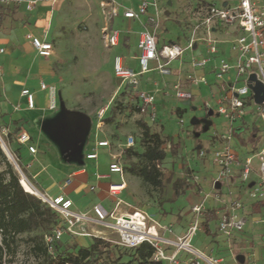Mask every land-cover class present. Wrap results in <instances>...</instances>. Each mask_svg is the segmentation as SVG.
Returning a JSON list of instances; mask_svg holds the SVG:
<instances>
[{
	"label": "rangeland",
	"instance_id": "1",
	"mask_svg": "<svg viewBox=\"0 0 264 264\" xmlns=\"http://www.w3.org/2000/svg\"><path fill=\"white\" fill-rule=\"evenodd\" d=\"M156 1L160 14L159 20L154 22L143 17L141 22H134L129 35L130 47L125 44L110 48L105 40V30L110 23H108L107 9H103L100 5L101 0H62L57 6L47 39L53 44V54L48 58H43L29 48L18 56L22 63L26 62L33 70L34 89L40 80L45 81V77H50L52 80L50 83L57 88L58 108L54 111H47L43 108L35 110L49 118V133L47 136L40 137L37 125L31 124L33 121L29 118L30 116L24 117L30 124L31 145L36 149L35 154L29 153L27 146L18 143L17 138L20 132L15 127L16 122L14 123L11 118L0 123V136L5 142L4 138L9 135L11 145L8 148L11 153L16 151L19 156V167L22 172L25 171L23 174L27 181L42 193L48 192L46 193L48 195L54 193L47 191L49 190L47 186L51 183L50 188L61 187L66 174L72 170L90 169L93 168V164L100 166L101 171L107 170L109 161L107 148L97 150L99 157L96 161H88L84 156L93 150L97 139L108 140L111 153L117 155V161L123 167L122 177L126 179L130 176L132 182L119 197L129 204L122 203L118 208V214H132L135 210L143 211L161 225L170 226L172 230H176L179 226L183 230L197 220L198 232L192 243L193 247L200 249L211 260H213L212 257L231 249L237 257L235 264H247V260L249 264L251 258L255 259L251 256L257 253L256 250L260 257L262 255L264 257V199H259L260 196L256 191L258 159H253V170L247 178L242 176L241 167L246 157L252 156L257 150L264 149V126L261 117L257 115L258 107L264 112V103L262 101L251 102V106L246 108L245 117L227 130L224 118L214 115L217 108L215 89L210 91L204 85L192 87L194 95L199 98L189 102V106L184 108L181 100L175 97V92L172 90V83H175L177 78L167 76L164 77L165 80H162L163 77L157 72H150L139 77L137 91L152 92L154 90L152 82L155 81L159 86L161 85L160 93L163 92V95H168V97L165 101H161L160 93L155 95V122H151L147 115H138L137 100L133 91L125 92V85L123 89L119 88L121 81L113 75L114 56L132 58L135 56L137 53L135 33L141 28H147L154 33L160 40V45L164 39L167 42L178 41L179 45L185 46L188 33L195 25L202 22L205 15L204 2L215 3L219 6L224 0ZM116 2L131 6L130 1L116 0ZM149 11L152 12V9ZM116 24L115 20L114 25ZM40 25H35V27L39 28ZM126 26V23H121L122 29L125 30ZM45 27L44 30L42 27L41 29L33 28L34 34L40 36L41 32L48 30ZM213 37L225 40L234 38V35H226L222 31H217ZM16 47L18 48L19 45ZM220 47H224L228 54L231 53L228 44ZM202 48L205 47L202 46ZM190 57V52H185L182 58L187 63ZM226 59L232 63V60ZM213 61L217 62L215 58ZM135 66L136 64L133 63L132 67ZM178 67L179 62L175 61L171 69L175 70ZM209 67L210 65L207 66V71ZM180 68L185 70L187 65H181ZM231 75L234 76L233 71ZM206 76L209 81H214V75L207 74ZM185 77L181 82L188 85ZM252 79L254 80L253 87H255L254 94L263 97L259 76L255 73ZM241 84L242 82L238 86ZM254 94L252 93L251 98H254ZM44 105H46V99ZM104 108L107 110L100 119L99 116ZM22 112L29 114L34 111L24 108ZM139 120L147 122L151 132L160 133L165 140L163 148L166 157L160 165L163 174L161 190L153 188L141 178L128 172V168L133 163L140 162L137 158L126 155L127 148L124 144L127 137L132 136L135 141V147L130 149L137 152L143 151L140 141L142 130L137 124ZM253 133L256 134L253 135ZM224 135L230 138L225 139ZM225 147L235 154L236 165L232 167L230 176L217 185L219 199L204 201L205 194H213L211 184L217 171V168L210 162L211 152ZM201 151L207 154L205 158L200 156ZM119 177V174H112L109 181L118 184L120 183ZM177 178H184L187 181L185 193L178 197L174 195L172 186L168 183L169 180L172 182ZM87 197L91 199L93 196L90 193ZM114 203L112 202L111 205L113 206ZM199 203L207 208L212 207L213 210L214 222L211 224L209 239H205L206 234L203 231L202 220L205 217V211H202L200 216L192 212V206ZM230 212L246 217L248 224L240 231L239 236L226 244L222 242L224 240L220 236L216 238V226L219 216ZM84 228L87 232L97 231L99 236L109 244L107 248L100 249L102 255L98 264H115L116 260L118 262L131 260L132 252L116 244L118 241L116 233L93 225ZM182 230H179L180 236H184L188 229L186 232ZM35 233L21 236L17 253L11 264H35L36 259L31 253L30 245L25 241ZM167 236L173 240L178 238L173 234H167ZM61 237L63 240L68 238L64 234ZM90 242L89 237L75 236L68 240L65 248L68 251L78 246L76 244L88 247ZM107 253L109 256H106ZM184 258L186 254H180L178 259L182 261ZM214 262L222 264L220 261L219 263H216V260ZM200 263L207 264L201 259ZM225 264H231V262L226 261Z\"/></svg>",
	"mask_w": 264,
	"mask_h": 264
},
{
	"label": "built area",
	"instance_id": "2",
	"mask_svg": "<svg viewBox=\"0 0 264 264\" xmlns=\"http://www.w3.org/2000/svg\"><path fill=\"white\" fill-rule=\"evenodd\" d=\"M54 3L56 0H50ZM130 1L132 6V0ZM137 6H125L117 3L116 0H101V7L107 9L109 27L105 30L106 45L110 48L119 45L125 31L121 27L123 20L132 22L139 21L146 17L150 21L157 22L160 14L156 0H136ZM39 3V0H0V7L24 5L26 11H33ZM152 9V12L149 10ZM114 20L117 24L114 25ZM117 26V28H116ZM200 29V31H199ZM231 30V31H229ZM217 31H222L226 35H234V38L218 40L213 37ZM200 32V33H199ZM138 53L132 57H123L116 55L113 58V75L118 78L122 85L131 88L136 92V98L140 102L138 105L139 115H147L151 122L156 121L155 96L149 92H138L139 77L157 72L163 77L172 75V63L182 61L186 51L193 50L198 43L206 46L208 53L214 55L218 53V44H229L230 50L234 55L232 63L226 59H221L214 68V77L219 82V95L216 97V115L222 116L226 121V128H230L237 121L245 117L246 108L254 102L250 77L255 73L259 76L260 82L264 88V0H224L221 5L207 3L205 5V15L200 24L188 33L185 46L176 42H167L163 40L160 45L155 34L147 28H141L137 33ZM26 38L30 41L36 54L43 58H48L53 53V44L47 39L38 38L28 34ZM4 49L0 48V54ZM137 61V68L132 69L127 65L128 59ZM208 63L206 58H193L189 61L190 72L186 79L191 85L204 84L208 81L203 73ZM234 72V79H225L231 72ZM229 80V81H228ZM230 82V84H227ZM242 82L240 86L238 84ZM40 91L46 93V106L44 110L54 111L59 106V96L56 86L40 82ZM175 97L180 100H192L193 94L182 87L180 81L173 84ZM21 96L26 99V110H36L34 95L28 90L23 89ZM106 108L100 114V119L106 112ZM262 124L264 126V112L258 107ZM223 138L229 139L228 135ZM31 138L26 132H22L17 141L20 145H27ZM125 148L135 146L132 136H128L124 144ZM97 147H109L108 141H99ZM31 154L36 153V149L28 146ZM204 151L200 152L201 157H206ZM87 159H97V153H89ZM111 162L108 165L110 174H119L120 184H110L108 186V197L114 199V208L111 212L105 211L100 205H93L89 211L80 212L73 209V202L64 195L50 196L42 193L37 196L60 218V225L54 229L52 234L45 238L47 244L53 239L61 238L63 234H70L76 237H89L103 239L97 231L87 232L85 226H99L117 234V245L132 249L147 243L153 248L154 253L150 258L149 264H179V255L184 252L190 255L186 264H201L200 259L204 261V255L195 249L191 244V237L198 229V221H193L186 234L173 240L167 236L172 234L170 226H163L150 218L146 212L135 210L132 214H118V208L122 204L119 199L120 193L126 188L123 181V167L117 161V155L110 154ZM258 159V170L256 177L258 180L256 191L264 199V149L257 150L252 156L244 159L241 170L242 176L247 178L252 172L253 159ZM210 162L217 168L216 175L212 180L211 189L213 194H205L204 201L207 199H219L217 185L227 179L236 165V156L228 148L214 150L211 152ZM104 176L96 174V179H102ZM69 182L66 183V185ZM93 190L94 188H90ZM212 210L204 204L199 203L192 206V212L197 216L202 215V211ZM138 215L135 219L134 216ZM129 217V218H128ZM248 223L244 216H238L234 212L221 214L217 221V232L224 238L229 239L236 232H240ZM170 253V254H168ZM203 255V256H202ZM215 264V262H214Z\"/></svg>",
	"mask_w": 264,
	"mask_h": 264
},
{
	"label": "crops",
	"instance_id": "3",
	"mask_svg": "<svg viewBox=\"0 0 264 264\" xmlns=\"http://www.w3.org/2000/svg\"><path fill=\"white\" fill-rule=\"evenodd\" d=\"M61 1L62 0H56L54 3H52L50 0H39L37 7L31 12L26 11L24 8V5L0 7V48L4 49V53L0 54V123H2L6 119L11 118L12 120H14V123L16 122L15 127L17 131L20 132L19 135L22 132H26L30 136V138L32 135L30 124L28 123V120H26V118L24 117L30 116L29 118L33 121L31 124L33 125L34 123L35 125H37L39 129L38 134L40 135V137L47 136V134L49 133V118L46 116H43V114L35 110H31L34 112H30L29 114L26 112H22L24 108L26 110V99L21 96V91L23 89H28L34 95L37 109L39 108L44 109L46 106L44 105V101L46 99V93L43 91H40L39 84L40 82H44L45 84L49 82L47 84H50V85H53V84L50 83L52 81L50 77H45L44 78L45 81L40 80L34 89L33 88L34 86L32 84L34 80L33 70L31 67L27 65L26 62L22 63V61L18 59V56L22 55V52L27 51L29 48L33 49L30 41L26 38L28 34H31L41 39L43 38L48 39L53 17L56 14L57 6L61 3ZM132 6L136 8L137 6L136 0H132ZM122 23L123 24L126 23L127 25L125 31L131 30L132 32L131 28L134 22L123 20ZM38 24H41L40 27H42L43 30L45 26H46L45 28L48 29L40 33V36L42 35V37L35 35L33 32V28L41 29L40 27L39 28L35 27V25L37 26ZM131 32L129 33L125 32L122 34L119 45L117 47H119L120 45L124 46L125 44H128L130 47L129 35L131 34ZM125 40H127L128 42ZM176 43H178V41ZM136 44H137V37H136ZM17 45H19L18 48L16 47ZM223 45H227V44H224V43L218 44V53L214 55L208 53L206 46L202 43H198L193 50L186 51V52H190L191 54L189 61L193 58L208 59V63L206 67L204 68V70H202L201 72L200 71L197 72V74L203 73L207 79V76H206L207 74H210L212 76L214 75V68L219 64L218 60L220 61L221 59L228 58L231 61L233 59L234 55L232 54V52L228 54L227 50L224 47H220ZM202 46H204L205 48H202ZM53 52H54V47H53ZM137 53H138V50H137ZM213 56L217 60L216 63H214L213 61L214 59L212 58ZM24 60H26V58H24ZM189 61L187 63H185L183 60L178 61L179 67L178 69L172 70V75H171L172 78H177L175 83L177 81H180V83L182 84V87L185 90L190 91L193 94L192 100L190 101L181 100L180 101L181 105H183L182 107L184 108L189 106L188 105L189 102L194 101V99L199 98L197 95H194L195 92L192 90L193 89L192 87L194 86L198 87L200 85H204V84L191 85L189 81H188V85H185L184 83L181 82V80L184 79L183 77H185L191 71L190 66H189ZM133 63L136 64L135 67H132ZM184 64L187 65V68L185 70L180 68V66L181 65L183 66ZM127 65L132 69H136L137 61L130 58L127 60ZM208 65H210L209 67L210 69L207 71L206 68ZM225 79L233 80L234 76L232 77L230 73L228 76H226ZM162 80H165L164 77L162 78ZM207 81H208V84L204 86L208 87L210 91L211 89H215L214 94H216V97H217L219 95V82L215 80V77H214V81L213 80L209 81L208 79ZM227 84H230V82H227ZM152 86L154 90H152L151 93H153L154 96L158 95L161 91V85L159 86L157 82L153 81ZM119 88L123 89V85L121 82H120ZM172 88H173V85H172ZM129 90L132 91L131 88H128L127 86H125L124 91L126 92ZM133 93L136 97V92H133ZM159 96H160L161 101H165V99L168 97V95H163V92H161ZM136 102H137V105L140 104L138 100ZM214 115L218 117V115H216V112H214ZM257 115L260 116V113H257ZM240 121H237L234 125H236ZM99 141H108V140H105L104 138L100 140L97 139L95 141L94 148L92 147L93 150H90L89 152H87L84 157L88 161H96L97 159H92V160L87 159L86 155L89 153L96 152L97 158H98L99 155H98L97 150L99 148H107V152L109 155V161L107 164L109 165L111 162L110 154H112L110 151V148L109 147H97L96 144ZM29 145H31V140L27 145H23V146H27L28 148ZM109 145H110V142H109ZM96 174L104 176V178L96 179ZM111 175L112 174H110L108 171V166H107V170L101 171L100 166L93 164V168H90V169L79 168V169L68 172L66 174V177L62 181L61 187L50 188V186L52 185L50 183L47 186L49 189L47 191L54 193L53 195H50V196L64 195L65 197L69 198L73 202V209L76 211L86 212V211H89L93 205H100L105 211L111 212L114 208V205L113 206L111 205L112 202L114 203V199L108 197L107 190L110 184H117V183H113L109 181ZM119 178H120V183H121V177ZM122 178L126 184V188L120 193L119 197H121V195L126 191L128 184L130 185L132 183L130 176L127 177L126 179H124V177ZM67 182L69 183L66 185ZM90 188H94V189L91 190ZM44 193H48V192L45 191ZM90 193L93 196L91 199L87 197V194H90ZM120 200L122 201L123 204H126V203L129 204L127 201L123 199H120ZM202 221L203 222L205 221V217ZM213 222H214L213 220L209 221L208 223L209 229L211 228V224ZM245 227L243 229H245ZM188 228L189 227L186 226L182 230V227L179 226L176 228V230L175 229L172 230L173 231L172 234L173 236L175 235L177 237H182L179 235V230L186 232ZM197 232H198V229L195 231L194 235L191 237V244L194 242ZM239 234L240 232H236L232 235L231 238L226 239L222 235H220L216 229V238L217 236H220L224 240L222 242L226 244L231 243L232 239H235L237 236H239ZM208 236L209 235H206L205 239H209ZM195 242L197 243V241ZM228 248L230 247L228 246ZM195 249H197L204 256L206 255L200 249L198 248H195ZM233 252H234L233 250L227 249L225 252L212 257L213 259L212 261L214 262L216 260V263H219L220 261L222 264H225L226 261H229L231 262V264H235L236 262L234 261L237 257L236 255L234 256ZM256 252L257 253H254L253 256H251V257H255V259L251 258L249 260V264H251L252 262L253 264H264L263 255L260 257V254L258 253L257 250ZM180 254H186V253L181 252ZM205 257L207 258V256ZM189 258H190V255L186 254V258H184V260L182 261L179 260V264L180 263L186 264ZM247 264H248V260H247Z\"/></svg>",
	"mask_w": 264,
	"mask_h": 264
},
{
	"label": "trees",
	"instance_id": "4",
	"mask_svg": "<svg viewBox=\"0 0 264 264\" xmlns=\"http://www.w3.org/2000/svg\"><path fill=\"white\" fill-rule=\"evenodd\" d=\"M207 3L204 2L205 5ZM136 108L139 111L138 105ZM137 124L142 130L140 141L143 151L137 152L127 148L125 153L129 157L137 158L141 164L133 163L128 168V172L141 178L153 188L161 190L163 174L160 165L166 157L163 148L165 140L160 133L151 132L147 122L139 120ZM255 134L253 133V135ZM4 140L7 146L11 145L9 135ZM12 154L20 166V159L16 151H12ZM23 172L25 173L24 170ZM168 183L171 184L176 197L185 193L186 179L177 178L172 182L169 180ZM212 215L213 210L205 211L203 231L206 235H210L208 223L213 220ZM59 225V216L37 196L23 189L19 174L0 147V264H11L17 253L21 236L29 235L32 232L36 233L26 238L25 241L30 245L31 253L36 259L35 264H98L102 255L100 249L107 248L109 244L100 238H89L91 242L88 247L76 244L78 246L66 251L65 245L68 240L75 237L70 234H64L68 237L65 240L62 237L55 238L50 244H47L45 238L50 236ZM59 249H61L60 252H58ZM123 249L132 252L131 260L128 262L116 260L115 264H149L154 253L153 248L147 243L136 248ZM106 256H109V253Z\"/></svg>",
	"mask_w": 264,
	"mask_h": 264
},
{
	"label": "water",
	"instance_id": "5",
	"mask_svg": "<svg viewBox=\"0 0 264 264\" xmlns=\"http://www.w3.org/2000/svg\"><path fill=\"white\" fill-rule=\"evenodd\" d=\"M253 76V75H252ZM252 76L250 77V82L252 83V85H251V90H252V92H253V90L255 89V87H253V79H252ZM261 91L264 93V88H263V86H262V84H261ZM257 88V87H256ZM255 93V90H254V92H253V94ZM262 99H264V95H263V97H258L256 94H254V101L255 102H263L264 103V100H262ZM0 141L2 142V144H3V146L5 147V150L7 151V153H6V151L3 149V147H2V144L0 143V147H1V149H2V151L4 152V154L6 155V157H7V159L10 161V163L13 165V167H14V169L17 171V173L19 174V176H20V178H21V176H24V178H25V180H27V178L25 177V175L23 174V172L21 171V169H20V167H19V165H18V163H17V161L15 160V158H14V156H13V154L11 153V151L9 150V148H8V146L6 145V143L3 141V139H2V137L0 136ZM20 183H21V180H20ZM21 185H22V183H21ZM27 192V191H26ZM30 193V192H29ZM32 194V193H31ZM33 195H35V194H33Z\"/></svg>",
	"mask_w": 264,
	"mask_h": 264
},
{
	"label": "bare ground",
	"instance_id": "6",
	"mask_svg": "<svg viewBox=\"0 0 264 264\" xmlns=\"http://www.w3.org/2000/svg\"><path fill=\"white\" fill-rule=\"evenodd\" d=\"M2 144V142H1ZM3 149L5 150V147L2 144ZM6 151V150H5ZM7 153V151H6ZM21 183H22V187L25 191L30 192L32 194H35L37 196H40L42 193L40 191H38L36 188H34L27 180H25V178L23 176H21L20 178ZM138 215L134 216L133 219H135ZM129 218V217H128ZM203 256V255H202ZM204 261L207 264H214V262L211 259H208L204 256Z\"/></svg>",
	"mask_w": 264,
	"mask_h": 264
}]
</instances>
